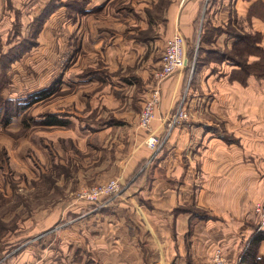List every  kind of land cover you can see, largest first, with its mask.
<instances>
[{
    "label": "crops",
    "instance_id": "crops-1",
    "mask_svg": "<svg viewBox=\"0 0 264 264\" xmlns=\"http://www.w3.org/2000/svg\"><path fill=\"white\" fill-rule=\"evenodd\" d=\"M96 1L87 2V15L113 0ZM118 10L121 24L54 25L64 35L47 50L52 77L38 89L41 103L51 93L53 118L37 124L36 177L51 182L48 191L71 194L28 214L10 235L8 246L22 240L15 264H212L216 249L239 264L254 241L251 264H264L254 211L264 202V0H179L159 20L144 8ZM176 32L189 67L160 84L147 129L138 106L162 56L151 49ZM185 94L187 121L153 151L146 140L163 133ZM112 178L124 191L104 206L72 196Z\"/></svg>",
    "mask_w": 264,
    "mask_h": 264
},
{
    "label": "rangeland",
    "instance_id": "rangeland-1",
    "mask_svg": "<svg viewBox=\"0 0 264 264\" xmlns=\"http://www.w3.org/2000/svg\"><path fill=\"white\" fill-rule=\"evenodd\" d=\"M90 1L3 0L5 4L3 8L9 11L10 17H3V12H0V264H15L17 249L20 250L19 242L22 240L16 239L12 246H8V242L10 243L11 234L16 235L24 228L22 223L28 214L35 216L36 210L54 206L67 194H71L61 190L48 191L51 182L48 183L42 178L41 181H38L36 177L39 137L37 124L50 123V119L53 118L52 111L46 108L52 102L51 93L47 94L46 92L45 97H49L45 99L44 103H41L38 102L41 99L38 96V89L44 84L47 85L52 77V68L49 66L52 64L51 60L48 61L49 64L45 63L47 57L52 59V54L47 53V50L51 49L49 47L52 46L53 41L59 44V40L62 41L64 35V32L59 33L54 25L58 23L63 27V24L67 25L65 22L73 23L74 19L90 25L121 24L124 19L116 16L118 8L121 7H126L131 11L134 8H144L151 19L159 20L171 6L175 7L179 2V0H113L102 4L105 12L101 11L103 8L100 7V11H92L87 15L84 8ZM96 2L99 3L100 0ZM113 10L115 12L111 13ZM108 13L111 14L108 15ZM44 29L45 33L43 34ZM142 31L137 27L135 36L142 37L144 33ZM149 31L150 29L146 33ZM163 32V36H165L167 31ZM170 37L164 40L162 46L157 49L153 47L151 51L155 53L161 51L160 55H162L163 46ZM68 56L67 52L61 55L60 64L62 67L67 65ZM161 98L160 92V104ZM178 104L179 102L165 116V128L162 136L167 130V118L176 108L178 109ZM142 107L143 105L140 108L138 106L139 116ZM179 125L177 124L170 131L162 146L152 150H163L174 129ZM57 187L61 188V186ZM89 187L72 193V196L86 201L80 198L79 194ZM123 191L124 188L117 197L122 195ZM54 201L57 203L55 204ZM247 249L248 247H246ZM12 252H14L13 255H11ZM50 264H66V262L59 260Z\"/></svg>",
    "mask_w": 264,
    "mask_h": 264
},
{
    "label": "built area",
    "instance_id": "built-area-1",
    "mask_svg": "<svg viewBox=\"0 0 264 264\" xmlns=\"http://www.w3.org/2000/svg\"><path fill=\"white\" fill-rule=\"evenodd\" d=\"M191 66V65H190ZM189 67V60L186 53V40L180 32L173 34L166 42L162 56L161 67L154 73V86L149 91L148 95L143 100V107L139 116V123L142 127L151 129V123L155 118L156 109L160 104V84L170 75L179 72ZM192 67V66H191ZM192 68L189 77V83L192 80ZM179 107L167 118V130L162 136L151 134L146 140V144L153 150H156L163 145L170 131L181 122L187 121L189 113L186 107L187 94L179 99ZM123 183L112 178L106 182L93 185L84 189L79 197L86 201L104 206L112 199L117 197L123 190ZM255 213L259 216L260 223L258 230L264 231V202H259L254 206ZM242 257H240V260ZM212 264H227V258L221 249H216L213 255Z\"/></svg>",
    "mask_w": 264,
    "mask_h": 264
},
{
    "label": "trees",
    "instance_id": "trees-1",
    "mask_svg": "<svg viewBox=\"0 0 264 264\" xmlns=\"http://www.w3.org/2000/svg\"><path fill=\"white\" fill-rule=\"evenodd\" d=\"M1 66V63H0ZM51 120V119H50ZM264 232V231H263ZM260 236V235H259ZM262 236V235H261ZM261 238V237H258ZM255 241L251 243V245L248 247V249L246 250V252L244 253V255L242 256V259L240 261L239 264H251V253L254 251V248L256 247ZM246 260V261H245ZM249 262V263H248ZM253 264H257L256 261L255 263L253 262Z\"/></svg>",
    "mask_w": 264,
    "mask_h": 264
}]
</instances>
